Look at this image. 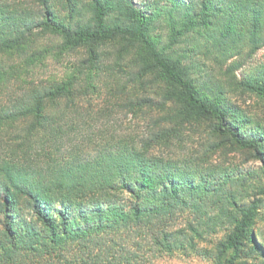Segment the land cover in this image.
I'll return each mask as SVG.
<instances>
[{
	"label": "trees",
	"instance_id": "obj_1",
	"mask_svg": "<svg viewBox=\"0 0 264 264\" xmlns=\"http://www.w3.org/2000/svg\"><path fill=\"white\" fill-rule=\"evenodd\" d=\"M144 1L0 0V96L14 87L0 98V264H154L221 228L214 264H264V125L231 101H264V70L238 81L226 67L264 48V0ZM78 51L65 80L27 79ZM122 63L158 86L164 128L102 145L71 114ZM194 121L261 165L203 171L153 152Z\"/></svg>",
	"mask_w": 264,
	"mask_h": 264
},
{
	"label": "rangeland",
	"instance_id": "obj_2",
	"mask_svg": "<svg viewBox=\"0 0 264 264\" xmlns=\"http://www.w3.org/2000/svg\"><path fill=\"white\" fill-rule=\"evenodd\" d=\"M134 2L139 7L147 5L144 0H134ZM83 55L84 51H78L65 58H49L33 69L27 79L63 81L80 67ZM106 62L109 64L112 59ZM236 62L239 67L234 74L238 81L258 75L264 70V48L251 56L242 54L235 57L226 67ZM124 66L125 63H122L119 68L100 71L99 77L95 80L98 91L81 98L78 108L74 114H71L76 121L87 126H83L79 133L89 136L102 133L105 137L104 142H101L102 145L107 144V141L116 143L124 137H132L138 141L154 132L162 134L164 128L159 125L160 119L165 117L166 113L157 93L158 86H149L129 77ZM13 88L5 89L1 93V100L7 102L14 91ZM231 101L248 116L264 125V101L258 96L240 90L231 94ZM140 104L143 105L141 108H139ZM209 126V123L203 121L186 123L174 138L169 142H162L153 152L180 161L178 163L199 166L204 168L203 171L222 168L246 172L261 165L249 152L235 150L232 147L216 150ZM261 213L262 218L264 208ZM261 218L257 220V228L264 237V221ZM226 234L227 229H218L215 233L197 241L198 251L165 254L155 259L154 264H214L212 251Z\"/></svg>",
	"mask_w": 264,
	"mask_h": 264
}]
</instances>
